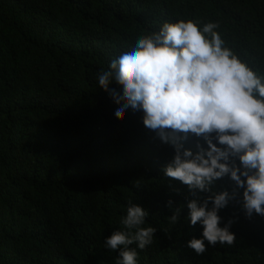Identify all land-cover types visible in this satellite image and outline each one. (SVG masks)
<instances>
[{"label": "trees", "instance_id": "16d2710c", "mask_svg": "<svg viewBox=\"0 0 264 264\" xmlns=\"http://www.w3.org/2000/svg\"><path fill=\"white\" fill-rule=\"evenodd\" d=\"M178 18L217 22L264 76V0H0V264H116L105 238L130 203L156 227L138 264H264V216L247 217L239 195L218 213L232 245L187 246L202 225L186 218L187 186L163 173L174 147L141 111L116 115L98 85L123 43Z\"/></svg>", "mask_w": 264, "mask_h": 264}, {"label": "clouds", "instance_id": "9594fccd", "mask_svg": "<svg viewBox=\"0 0 264 264\" xmlns=\"http://www.w3.org/2000/svg\"><path fill=\"white\" fill-rule=\"evenodd\" d=\"M219 28L214 21L166 20L123 43L122 54L98 75L116 115L141 111L144 126L174 147L163 173L186 185L192 197L186 218L202 225V235L187 246L197 255L206 251L205 241L234 243L232 221L221 226L218 213L238 195L247 217L264 216V76L226 43ZM190 136L196 138L194 149L184 146ZM225 176L232 191H216V181ZM180 211L176 207L168 217L170 226ZM147 217V210L130 203L121 227L105 238V247L118 252L116 264H138L137 249L153 243L156 227Z\"/></svg>", "mask_w": 264, "mask_h": 264}]
</instances>
